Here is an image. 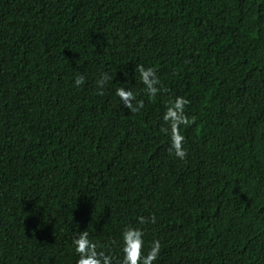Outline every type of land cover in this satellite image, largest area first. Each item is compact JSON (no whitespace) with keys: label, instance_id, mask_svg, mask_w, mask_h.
I'll return each instance as SVG.
<instances>
[{"label":"trees","instance_id":"1","mask_svg":"<svg viewBox=\"0 0 264 264\" xmlns=\"http://www.w3.org/2000/svg\"><path fill=\"white\" fill-rule=\"evenodd\" d=\"M176 96L184 160L163 130ZM150 215L156 264H264V0H0V264H76L85 230L118 261Z\"/></svg>","mask_w":264,"mask_h":264},{"label":"clouds","instance_id":"2","mask_svg":"<svg viewBox=\"0 0 264 264\" xmlns=\"http://www.w3.org/2000/svg\"><path fill=\"white\" fill-rule=\"evenodd\" d=\"M125 73V77H128L129 73ZM131 73L134 76L137 73L139 74L144 92L149 98L155 97L158 92L163 91L160 78L154 67L135 64L131 69ZM110 79L109 74L102 73L98 81L99 86L103 88ZM85 81V75L81 74L75 78L73 83L79 87ZM115 95L119 98L123 107L129 109L130 112H138L144 107L143 102L137 100L131 86L128 85L127 79L120 87L116 88ZM189 103L190 101L187 98L176 96L162 117L167 125V128L163 130L169 136V152L180 160H184L187 156V151L184 148L186 138L181 134L180 128L182 126L188 127L195 122L194 117L190 119L185 112V107ZM155 222V216H140L138 217L139 227L132 225L123 227L120 234V251L122 255L118 261L111 253L98 250L97 243L89 238V233L86 230L79 231V234L73 240L74 252L78 256L76 264H156L161 255L162 245L159 239H154L150 247L145 250L144 231L145 225L154 224Z\"/></svg>","mask_w":264,"mask_h":264}]
</instances>
